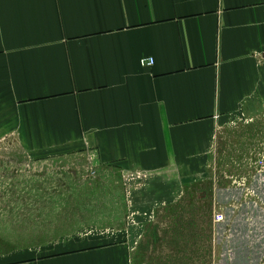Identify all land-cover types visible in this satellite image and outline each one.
Returning a JSON list of instances; mask_svg holds the SVG:
<instances>
[{
	"label": "crops",
	"instance_id": "crops-1",
	"mask_svg": "<svg viewBox=\"0 0 264 264\" xmlns=\"http://www.w3.org/2000/svg\"><path fill=\"white\" fill-rule=\"evenodd\" d=\"M263 104L264 0H0V144L93 155L146 187L138 210L181 205L219 131ZM136 221L0 264H139L159 220Z\"/></svg>",
	"mask_w": 264,
	"mask_h": 264
},
{
	"label": "rangeland",
	"instance_id": "rangeland-1",
	"mask_svg": "<svg viewBox=\"0 0 264 264\" xmlns=\"http://www.w3.org/2000/svg\"><path fill=\"white\" fill-rule=\"evenodd\" d=\"M216 141L207 173L186 188L181 205L151 211L135 207L148 197L135 198L145 186L130 191L134 181L93 155L39 158L3 142L0 251L58 248L82 233L119 234L156 218L139 264H264V104ZM217 213L224 222L214 223Z\"/></svg>",
	"mask_w": 264,
	"mask_h": 264
},
{
	"label": "built area",
	"instance_id": "built-area-1",
	"mask_svg": "<svg viewBox=\"0 0 264 264\" xmlns=\"http://www.w3.org/2000/svg\"><path fill=\"white\" fill-rule=\"evenodd\" d=\"M153 64L152 59H144L141 61L142 66H151ZM224 222V215L221 213H217L214 215V223L215 224H220Z\"/></svg>",
	"mask_w": 264,
	"mask_h": 264
}]
</instances>
